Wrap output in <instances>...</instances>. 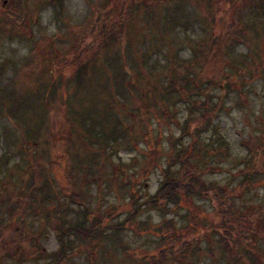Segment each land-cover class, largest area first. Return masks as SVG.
<instances>
[{
	"label": "rangeland",
	"instance_id": "rangeland-1",
	"mask_svg": "<svg viewBox=\"0 0 264 264\" xmlns=\"http://www.w3.org/2000/svg\"><path fill=\"white\" fill-rule=\"evenodd\" d=\"M254 1L0 0V264L50 262L58 250L56 232L78 222L102 228L101 234L114 232L119 242L108 236L88 242L72 235L69 257L56 264H149L143 256L165 247L166 223L173 227L169 244L179 248L188 243L187 264H229L223 248L201 238V232L208 235L203 216L211 217L215 209L203 196L185 198L180 209L167 214L142 203L124 228L116 231L112 225L157 189L168 156L175 153L171 142L187 118L181 94L166 100L161 95L169 67L205 72L210 65L200 53L194 57V50L218 32L220 17L236 19L243 30L231 54L244 69L239 72L244 88L235 89L244 98L232 105L238 99L232 92L214 120L226 145L211 141L209 131L194 139L197 149L187 152L200 183L226 186L232 194L247 169L241 160L249 137L262 136L264 142V69H258L264 62V0L254 14L248 13ZM122 59L129 68V86L121 83ZM52 84L58 86L55 101L59 97L66 104L54 116L57 127L70 130L63 116L75 122L89 110L105 117L106 131L118 127L121 132L124 125L134 131L127 140L99 136L98 142L91 135L84 146L75 133L66 153L51 151V112L45 101ZM152 93L158 102L153 107ZM260 171L239 203L264 207V167ZM71 191L76 200L68 196ZM17 194L20 204L15 206ZM47 194L51 199H44ZM233 194L238 198L236 190ZM190 216L199 223L197 232L185 230ZM255 239L263 263L264 231Z\"/></svg>",
	"mask_w": 264,
	"mask_h": 264
},
{
	"label": "trees",
	"instance_id": "trees-1",
	"mask_svg": "<svg viewBox=\"0 0 264 264\" xmlns=\"http://www.w3.org/2000/svg\"><path fill=\"white\" fill-rule=\"evenodd\" d=\"M156 1L160 0H153L154 3ZM211 1L212 0H210V4ZM234 1L235 0H233V2ZM258 1L261 0H255L250 3L248 13L254 14V12L258 10ZM218 2L219 1H217V3ZM209 7L211 8V5H209ZM165 13H169L167 8H165ZM219 19L221 27L218 32L214 34L211 40L206 42V45L200 43L198 46L196 45V49L194 50V57L200 53L209 63L210 66L204 68L205 72L190 73L189 70L179 69L180 66L177 64H171L173 67H169V74L166 79L167 82L164 83L165 89L161 92V95L165 100L167 99V95L171 96L174 95V93L182 95L181 99H183V102L186 104L187 113V118L184 123L185 127L181 128V132L177 138L171 142L172 149H175V153L168 156L167 164L161 171L162 178L155 192L145 200H142V202L138 203L136 201L127 216L121 222L113 224L112 228L116 231L117 229L124 228L125 225L135 217L142 203L150 209H157L163 214H167L180 209L181 202H183L185 198L203 196L207 201L214 203L215 209L211 213V217H209V214L203 216L206 218L207 225L205 228L208 235H206L205 232H201V238H204L210 247L216 244L218 247L223 248L222 251L225 255L223 260H226L229 264H264L255 252V244L257 242L255 238H257L258 231H264V207L259 208L237 201L240 199L242 193L250 191L251 184L257 180V176L261 172L260 168L264 167V142L263 139H261L262 136L252 135L249 137V143L245 144L247 150L246 154H243L241 161L244 162L247 169L241 170L242 175L239 182L235 186V189L231 188L232 194L228 193L226 186L217 185L213 182L207 184L200 183V174L195 170L198 169L196 162L190 159V154L187 152V150L197 149L194 139L199 137L198 135L209 131L210 138H212L211 141L226 145L225 139L220 135L219 126L214 120L222 112L225 101L230 98L232 92L236 93L238 99H240V101H238V99L233 101L231 103L232 105L239 106L241 100L244 98L240 93L241 89L244 88V79H242V75L239 73L244 71V69L240 67V64H236L234 59L232 60L231 54L233 43L238 36H243V30L237 27L238 21L236 19H231V21L228 20V17H220ZM240 23L241 25H245L242 22ZM254 25L255 23L251 22L249 28H254ZM141 55L144 56V53L141 52ZM122 65L124 67L121 72V77L123 78L121 83L124 86H129V81L126 77L129 68L124 59H122ZM1 69L0 67V71ZM132 69H134L133 64L131 66V71ZM136 69H138V66H136ZM258 69H264V62H261ZM136 72L138 74L139 71L136 70ZM232 77H234L235 81H231V79H233ZM236 77L240 78L237 79ZM57 87L56 84L51 85L49 90L46 91L45 101L47 108H49L51 112V118H48L49 131L53 133L49 137L50 140L48 139L52 143L51 151L54 152L55 149H62L63 153H66L68 150L66 144L72 141L71 135L75 133L77 134L78 141L82 142L84 146L92 139L91 135H95V141L98 142H100L99 136L105 138L106 141L111 138L113 141H116V137L127 140L125 137L134 131V127L129 125L122 126L120 129L121 132H119L118 127L113 131L109 130L107 127L108 130L106 131L104 128V123L106 121L105 117L102 116V114H99L101 117H98V115L89 110L82 111L81 114H79V118L74 117L75 122L71 119L70 121L68 116L65 115V112H63L65 115L63 118L66 119L68 128H70V130L64 131L62 125L56 126L57 117L54 118V116L61 115V110L66 107L64 99L63 103L59 101L61 100L58 97L59 95H57L59 100L55 101L54 95L56 94ZM238 88H240L239 92L235 90ZM143 93L144 94H141L145 97L146 92ZM152 94L153 99L150 101L151 107L155 106L154 103L157 96L155 93ZM70 96L72 97V95ZM160 107L162 110L166 108L165 102L162 100ZM169 118H171V116H169ZM88 119L89 123L87 124ZM195 123L196 125L194 127L193 125ZM119 124L121 123L119 122ZM108 136L109 139L107 138ZM186 137H190L192 141L189 147L188 142L190 140L185 141ZM27 139L28 138H26V140ZM101 143H104L103 140ZM176 165L179 166V168L173 170L172 167ZM41 188L47 187L43 185ZM66 190H68V188ZM234 190L239 194L237 196L238 198L234 196ZM46 196L47 197L44 198L45 200L51 199L49 194ZM68 196L72 200H76L73 191H71ZM14 198H17L14 203L15 206L19 205L20 194L15 195ZM77 204L81 206V203ZM82 212L87 215L86 210ZM187 215L188 214H185L183 217L187 219ZM206 222H203V224ZM198 225L199 223L192 220L190 216L185 230L188 233L197 232ZM164 226L167 233L163 234L161 239L163 244H166L164 245L165 247L155 252L146 253L143 259H145V257L148 258L150 260L148 261L149 264H187L186 249H188V243L183 241L179 245V248L174 247L173 244H169L172 240V235L170 234L173 228L172 223H166ZM101 229L102 228H97L95 226L84 227L79 222L65 228L63 227L60 231H57L55 235L58 242L57 252L50 259L51 263L46 262L44 264L61 263L69 257L68 249H72L73 247L72 235L75 239L83 238L85 240L87 239L88 242L100 240L107 236L119 242V237H117L114 232L101 234ZM209 234L214 237L213 240L212 236L211 238L208 237ZM175 235L178 237V234Z\"/></svg>",
	"mask_w": 264,
	"mask_h": 264
}]
</instances>
